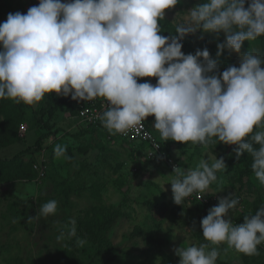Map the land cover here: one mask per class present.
Segmentation results:
<instances>
[{"label":"clouds","instance_id":"clouds-1","mask_svg":"<svg viewBox=\"0 0 264 264\" xmlns=\"http://www.w3.org/2000/svg\"><path fill=\"white\" fill-rule=\"evenodd\" d=\"M179 2L39 0L26 14H7L0 23V100L33 106L53 92L76 101L101 98L104 110L96 118L110 134H127L154 116L165 142L206 145L216 138L236 145L237 157L252 156V171L264 186V57L241 53L244 41L264 36V0H247V7L246 0H204L188 11L175 35H160L165 10ZM197 30L223 32L216 55L234 51L239 66L217 75V62L206 48L182 52L183 37ZM143 77H156V83L138 82ZM54 152L63 155L65 148L57 145ZM224 170L222 157L211 164L201 160L187 173L174 167L169 180L174 203L203 194ZM238 203L232 193L219 197L200 221L202 235L212 245L258 255L264 206L237 224L226 217ZM57 207L51 199L30 219L54 216ZM72 225L69 236L75 235V221ZM208 247L175 249L179 264H217L219 251Z\"/></svg>","mask_w":264,"mask_h":264},{"label":"rangeland","instance_id":"rangeland-1","mask_svg":"<svg viewBox=\"0 0 264 264\" xmlns=\"http://www.w3.org/2000/svg\"><path fill=\"white\" fill-rule=\"evenodd\" d=\"M202 2L180 0L166 9L159 34L175 35L176 26L187 20L188 11ZM38 3L0 0V23L6 21L7 14H26ZM224 40L223 32L217 35L197 30L183 37L181 50L195 54L206 48L217 62L219 75L230 65L239 66L240 54L234 51L224 49L216 55L217 44ZM246 51L264 57V36L244 41L241 53ZM156 79L143 77L153 84ZM46 95L33 106L0 100V264H179L175 249L202 244H208L209 251L216 247L218 258L231 264H264V251H260L264 244L258 246V255L248 256L226 244L206 241L200 227L205 215L194 207L197 198L192 194L182 205L175 204L169 182L176 175L174 167L187 173L201 160L211 164L215 157H222L226 170L217 172V181L203 195H240V203L226 217L232 221L242 214L254 215L264 206V186L254 172L244 171L248 153L237 157L235 145L216 138L206 145L165 142L154 128V116H148L145 122L155 137L169 144L168 156L159 150L150 160L145 143L142 147L133 139L110 134L104 127L83 133L85 125L73 117L76 108L70 101L60 102L53 116L40 119L39 108ZM49 95L54 100L71 98L54 92ZM40 136L39 149L24 151ZM57 145L65 148L63 155L55 154ZM51 199L58 202L54 216L30 219ZM112 211L116 212L115 221L102 232L99 244L94 236ZM72 221L75 235L69 236Z\"/></svg>","mask_w":264,"mask_h":264},{"label":"trees","instance_id":"trees-1","mask_svg":"<svg viewBox=\"0 0 264 264\" xmlns=\"http://www.w3.org/2000/svg\"><path fill=\"white\" fill-rule=\"evenodd\" d=\"M245 7H247V0H246V3H245ZM222 71H224V69L220 70V72H222ZM150 79H151V77H150ZM138 82H146V80H143V78H138ZM149 82H151L153 84V81L152 80H150ZM59 100L58 99L57 100H54L51 95L47 94L46 95V98H45V100L43 102V104L39 108V113H40V117H41L40 119H42V117H44L45 115H47L48 117L51 116V115L53 116L54 113H55V109L58 107V105L60 104V102H64L65 103L66 101H70L69 103L75 104V108L76 109L74 110L75 112L72 115L75 116L77 114V106H78V102L79 101L72 100L71 98H59ZM44 125L47 126V123H44ZM84 125H85V128L81 130L83 133H84V131H88L89 128L97 129L99 131H101V128H103V126L101 125V122H99V121L97 123L84 124ZM257 130H262V129H257ZM152 133H153V131H152ZM115 136L119 137L118 134H115ZM41 138H42V136H40L35 141V144L33 146H31V147L27 146L24 151H31V152H33V151L39 149L40 146H41ZM120 138H122V137H120ZM123 139H125V138H123ZM158 141L160 142L161 152L163 153L164 156H168L169 155V144L168 143L161 142L160 140H158ZM138 143L142 147L145 145L144 142H138ZM253 146L256 147V148L259 147V145H256V144H254ZM248 156H249V159L246 158V160L244 162L245 163L244 171H245L246 174H251V173H253L252 168H251V164H252L253 161H252V156L250 154H248ZM15 158L16 159L19 158V155H16ZM149 159L151 160L153 158H150L149 157ZM204 198H205V200H199V199L193 200V202L195 203V205H194L195 209L198 210V211H200L199 214L202 215V216H204V215L206 216L208 214V210L211 207H213V206H215V205L218 204V198L219 197L217 196V194L211 193L210 195H206V196L204 195ZM232 198L238 199L239 203L241 201V196L240 195L232 196ZM245 216H246V214H244V215L242 214L240 216L235 217L234 220H233L234 223H237V224L243 223V218ZM115 218H116V212L115 211H112L111 213L107 214L103 218L102 223L100 224V226H98V232L94 236V239L99 244L102 243L101 241L103 240V238H102V232L104 230L108 229L111 224H113V222L115 221ZM261 247L262 248H260L261 249L260 251H264V247L263 246H261ZM99 252H100V250H99ZM249 263L252 264L251 262H249ZM217 264H231V263H229V262H227L225 260H222V259L218 258L217 259Z\"/></svg>","mask_w":264,"mask_h":264},{"label":"built area","instance_id":"built-area-1","mask_svg":"<svg viewBox=\"0 0 264 264\" xmlns=\"http://www.w3.org/2000/svg\"><path fill=\"white\" fill-rule=\"evenodd\" d=\"M104 110V102L101 98H97L93 101H79L77 114L73 117L77 118L84 124L97 123L99 120L96 118L98 113ZM100 122V121H99ZM119 137L125 139H133L137 142H144L148 149V157H154L155 152H159L160 142L155 137L154 133L147 127L146 122H142V127L130 130L127 134H119ZM193 195L199 200H205L204 195L201 193H193ZM227 219V218H226Z\"/></svg>","mask_w":264,"mask_h":264}]
</instances>
